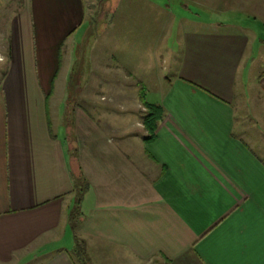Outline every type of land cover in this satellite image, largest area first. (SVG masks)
Listing matches in <instances>:
<instances>
[{
	"label": "crops",
	"instance_id": "1",
	"mask_svg": "<svg viewBox=\"0 0 264 264\" xmlns=\"http://www.w3.org/2000/svg\"><path fill=\"white\" fill-rule=\"evenodd\" d=\"M93 1L0 0L16 4L0 52V264H81L76 237L87 264H264V12L249 22L220 0H110L116 69L161 93L147 101L163 112L151 136L139 99L125 114L52 100L69 91ZM177 28L163 80L159 45Z\"/></svg>",
	"mask_w": 264,
	"mask_h": 264
},
{
	"label": "rangeland",
	"instance_id": "2",
	"mask_svg": "<svg viewBox=\"0 0 264 264\" xmlns=\"http://www.w3.org/2000/svg\"><path fill=\"white\" fill-rule=\"evenodd\" d=\"M190 1V0H187ZM192 1V0H191ZM200 1V0H199ZM211 5L213 4V0H201L200 3ZM109 3L110 0H94L92 6L95 7V16L93 17L92 25L87 31L85 36V40L80 42L78 49L75 55V65L73 71L69 77L70 87L69 91L65 94L59 90H57L56 95L52 100L61 101L63 100V96L67 95V101L73 104H82L85 109L95 112L93 109L94 105H98V103H103L99 105L109 106V111H113L120 113H128L130 110L127 107L129 103L133 102L135 99H139L144 105V101H148L150 99L155 100L158 99L161 93L144 90V84L139 85V90L133 89L136 85L133 84L130 79L127 80L125 75L120 72L124 71L116 69L117 65L120 64L119 61V51L117 53V45H109L106 44L104 33V27L106 22L111 20V16H108L109 11ZM222 7L223 5H230V8L233 9V17L240 18L241 20H247L249 22L255 16L259 18L262 17L264 12V0H220L219 3ZM105 5H108L107 8H104ZM193 5V4H192ZM16 4H12L11 6H3L0 7V52L4 53L5 47V35L3 33V28L6 24L10 23L11 16L14 15V9ZM193 7L197 8L198 5H193ZM89 9V8H88ZM88 14L94 11L88 10ZM202 14L205 13L204 7L200 8ZM195 12V10H194ZM200 13V12H199ZM229 14V13H228ZM111 15V14H110ZM208 17H220L221 19H226L227 15L224 13H215V12H207L205 13ZM231 15V16H232ZM105 18V19H104ZM263 21V20H262ZM175 36L172 39H167V45L162 43L159 45V52L162 53L158 55L159 61L161 62V74L160 79L165 80V76L170 77L173 75V72L170 71L172 69L171 66L168 67L167 72L163 69L162 59L167 56L171 58L170 52L172 51V46L175 45V41H177L180 36V28H177L175 31ZM87 37V38H86ZM112 55H111V53ZM0 55V86L2 85V75L6 71L7 61L4 59L3 55ZM117 54V60L113 58V55ZM92 56H95L96 60L91 59ZM256 67L264 65V57L261 56L256 62ZM111 65V69L109 70V66ZM169 65V64H168ZM121 67V65H120ZM118 67V68H120ZM257 70H252L251 74H255ZM55 73V72H54ZM167 73V74H166ZM170 74V75H169ZM54 76V75H53ZM157 79L156 75L153 77ZM58 83V82H57ZM110 85V86H109ZM153 88L157 86V82L153 81ZM155 89H161L160 86H157ZM144 92V93H143ZM142 93V95H141ZM105 96L104 98H102ZM143 96V97H142ZM99 101V102H98ZM125 106L122 109L119 107L121 104ZM111 103V104H110ZM146 106V105H145ZM145 117V112L143 115ZM88 252V251H87ZM89 258V255H88ZM43 259L31 258L29 262L25 264H39V262ZM25 261V262H26ZM149 264H158L155 261H151Z\"/></svg>",
	"mask_w": 264,
	"mask_h": 264
},
{
	"label": "trees",
	"instance_id": "3",
	"mask_svg": "<svg viewBox=\"0 0 264 264\" xmlns=\"http://www.w3.org/2000/svg\"><path fill=\"white\" fill-rule=\"evenodd\" d=\"M144 102H145V105L147 106V111L145 112L144 122H145V126L148 128L152 136L155 131V126L157 125V122L159 118L162 116L163 112L160 106L147 103L146 101ZM77 190H78L79 199H78V202L76 203L75 209L70 215V219H71L70 221H71V224L74 230L77 228L78 224L81 222L82 213H81V208H80V201L82 199L84 189L82 187H78ZM72 255H73V258L79 261L81 264H87L89 262L87 246H86V242L84 239H80L76 237Z\"/></svg>",
	"mask_w": 264,
	"mask_h": 264
}]
</instances>
